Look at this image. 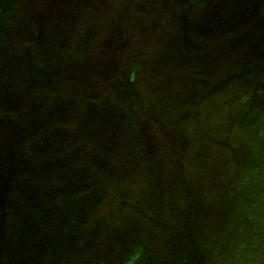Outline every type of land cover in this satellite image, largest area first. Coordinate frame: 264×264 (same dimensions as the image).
<instances>
[{"label":"trees","instance_id":"trees-1","mask_svg":"<svg viewBox=\"0 0 264 264\" xmlns=\"http://www.w3.org/2000/svg\"><path fill=\"white\" fill-rule=\"evenodd\" d=\"M121 1L0 0L5 264H264V3ZM198 50L217 128L172 88Z\"/></svg>","mask_w":264,"mask_h":264},{"label":"rangeland","instance_id":"rangeland-1","mask_svg":"<svg viewBox=\"0 0 264 264\" xmlns=\"http://www.w3.org/2000/svg\"><path fill=\"white\" fill-rule=\"evenodd\" d=\"M244 4L247 6H244V9H246L249 13V15L251 17H255L256 15H254L253 13H251L250 7L252 6V3H256L257 0H243ZM262 3H264V0H261ZM260 1V2H261ZM120 2V3H119ZM121 0H118V4L121 5ZM198 5H200L202 3V1L197 2ZM238 3H240V0H229L228 3V7L229 9H233ZM110 5L112 7H115V3L114 0H110ZM85 15V14H84ZM83 15V17H84ZM229 14L226 15V17ZM260 17V16H259ZM88 17L85 16L83 18V20L87 19ZM149 25L152 26L151 20L149 22ZM145 29V34L144 36H140L137 35V44H139L138 46H179L178 43L180 42V40L182 41V37L179 34V30H177L173 25V27H169L167 29H164V27H160V26H152L153 27V31H148L146 29V25L143 26ZM188 33V32H187ZM190 33V32H189ZM191 34V33H190ZM254 35V34H253ZM207 36H197L195 38V44L194 46H197L200 48V42H202V39L206 40L207 42H209V44L211 43V39L212 37L210 35ZM233 36V35H232ZM191 39H193V36H191ZM184 46V45H183ZM203 51L198 50L197 53L192 54V55H188L189 53H185V63L186 66H188V62H189V66H190V70L187 69L184 70L182 67L179 68L178 70L175 71V73L173 74L175 77L172 80V85H173V89L177 90V91H183V95L186 96L188 99H190V97L192 98V102L193 104H195V106L193 105H188V106H184L185 110L187 112L190 113V111H199V115H201V123L202 121L205 122L207 124V126L211 127V128H217L218 126V119L217 115H214V110H216V104L218 103L217 101V97L215 94L211 93L210 95H206L205 94V90H203V77H202V71H201V57H202V53ZM163 63H167V61H163ZM195 66V69H194ZM212 79L210 77V81L211 82ZM205 113H207L209 115V117H202L203 115H206ZM172 114V111L170 110L169 112L165 113V115L167 116H163V118L167 121V123L170 125L171 123V118L170 117ZM189 121V120H186ZM178 123V122H177ZM180 124V128L181 125H183L182 123ZM167 125V124H166ZM188 127V126H187ZM140 140L145 141V138H140ZM117 144V142H116ZM3 160V162H2ZM2 160L0 159V184L2 186V192L0 191V229H1V239H0V254H2L0 257V263L1 264H5V260H6V247H7V242H5V231H6V227H7V210H6V189L4 188V185L6 184V176H5V167H4V159L2 158ZM212 174H214L215 172L211 170ZM208 190H206V188H204L203 193H207ZM200 226V225H199ZM210 232L211 229L213 228V226H208ZM185 232V230L183 231V233ZM187 232L189 234H195V232L191 229H187ZM185 235H179L178 238L179 239V246H185L186 241L181 239L182 237H184ZM213 239H211V241L216 240L217 236L215 234H213ZM137 248V247H135ZM172 249V247L170 248V250ZM168 252L170 253L169 249ZM99 264H103V253H102V259L99 260ZM96 264V262H95Z\"/></svg>","mask_w":264,"mask_h":264}]
</instances>
